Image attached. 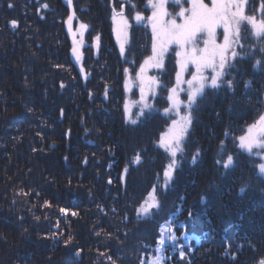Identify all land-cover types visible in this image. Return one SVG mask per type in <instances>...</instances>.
<instances>
[{"label":"trees","instance_id":"obj_1","mask_svg":"<svg viewBox=\"0 0 264 264\" xmlns=\"http://www.w3.org/2000/svg\"><path fill=\"white\" fill-rule=\"evenodd\" d=\"M121 4L0 0V264H140L156 257L169 220L177 237L169 264H257L264 258L262 158L240 149L238 137L264 112V68L242 61L232 89L208 90L162 188L171 161L159 146L167 104L156 97L148 115L129 122L126 77L148 55L151 37L137 23L121 54L110 22ZM81 23L89 27L76 62ZM166 68L172 80L173 58ZM222 142L223 159L237 158L227 171L217 164ZM154 186L160 207L138 216ZM171 245H164L170 255Z\"/></svg>","mask_w":264,"mask_h":264},{"label":"snow or ice","instance_id":"obj_2","mask_svg":"<svg viewBox=\"0 0 264 264\" xmlns=\"http://www.w3.org/2000/svg\"><path fill=\"white\" fill-rule=\"evenodd\" d=\"M68 2L70 4L71 0H68ZM169 3L180 9L176 15L181 18L182 22L178 23L176 18L165 20V17L169 16L166 7ZM184 4H190V7L185 8ZM11 6L10 4L9 7ZM247 6L248 0H211V6L206 4L204 0H147L145 7L152 9V14L147 19L151 24L153 54L144 61V65L141 66L140 72L137 74L142 94L140 110L136 113L135 119L132 118V113L127 106L125 107V113L129 122L136 124L141 117H145L152 111V106L146 102L143 95L145 87H147L149 92H152L154 86L161 87V85L155 77H145L146 66L162 69L165 55L169 51L170 46L176 45L180 49L179 51L173 49L174 55L178 58L177 67L179 69L176 72V86L171 89L164 87L169 92L167 100L170 105L169 108L165 109V114L175 112L178 119L172 120L168 131L159 139V146L164 148L171 157L170 163L163 172L165 188L172 180L173 174L178 167L177 157L178 154L183 153L184 144L192 125L193 112L199 108V104L206 97L208 90H219L224 87L232 89L234 83H236L233 70L236 69L237 63L251 59L255 51L264 53V18L258 19L256 15H247ZM43 7L47 8L48 5L44 4ZM119 9L118 12L116 6H113V20H116L118 16L121 18L120 30L123 31L129 25L127 17L124 16V5L121 4ZM259 11L264 16V0H261ZM72 18L70 16L69 21ZM134 19L140 23L145 20V17L141 12H137ZM11 24L13 28L17 26L15 20L11 21ZM242 25L245 26V35H241ZM248 25L251 26V31L248 30ZM88 27L85 23L79 25L81 37H83L84 31ZM218 28L223 29L222 43L217 42ZM69 29L71 30V25ZM249 37L255 39L259 47L250 52H245L243 51L245 45L241 41H246ZM99 40L100 37L97 36V48L99 47ZM201 42L203 43L202 48L198 46ZM77 43L75 34H73L72 55L77 61H80L82 58L80 47L83 45L81 43L80 47H78ZM120 51L121 54L125 51L123 42L120 44ZM261 63V60H256L254 67L259 68ZM189 65L194 66L195 72L191 74V79L183 80L182 74L188 70ZM81 70L83 71V69ZM206 70H211L209 76L204 75ZM227 77H231V79H226ZM184 84L187 85V88L182 87ZM250 85V81L245 83V87H250ZM61 87H64V85L61 84ZM180 92L186 93V101H182L179 98ZM181 107L186 110L184 115L180 114ZM63 114V110H61V116ZM225 135L228 137L230 133L226 132ZM238 140L240 149L250 155L253 154L254 149L264 151V112L258 115L254 122L247 127L245 134L238 137ZM219 155L221 159L217 160V164L226 171L233 168L237 163V158L232 155H227L226 160L223 159L225 155L223 142ZM198 157L199 151L193 156L192 162L195 163ZM135 159L139 163L141 160L140 155L137 154ZM259 173L264 176V163L259 165ZM240 191L244 192L245 188L242 187ZM45 203L47 204V201ZM159 207L157 188L154 186L148 198L144 200V203L137 210L138 216H148L152 209H158ZM61 212H64V209H61ZM172 223H174L173 220L168 221L165 226L167 231L164 234L167 239L174 242L173 247L175 249L177 237L171 229ZM184 239L187 241L189 237L185 236ZM164 242L163 238L158 241L157 252L163 251L160 246H163ZM184 248V245H180L179 254L181 258L185 255ZM225 254L227 255L228 253L226 252ZM163 259V256L157 255L151 261L141 260L140 264H161ZM233 259H235V255H233ZM113 264H115V261H113ZM257 264H264V258L259 259Z\"/></svg>","mask_w":264,"mask_h":264},{"label":"rangeland","instance_id":"obj_3","mask_svg":"<svg viewBox=\"0 0 264 264\" xmlns=\"http://www.w3.org/2000/svg\"><path fill=\"white\" fill-rule=\"evenodd\" d=\"M62 1L66 2L65 0H62ZM116 1L122 2L123 5H124V8H125V6L127 4H130L131 5V7H128L126 9V13L124 12V16L127 17L128 25H129L127 27V29H124L123 31L120 30L121 29V18L119 16L117 17L116 20H113V17H112L111 18V21H110L111 24H112V27H113V30H112L113 31V35H114V38L116 39V42L118 43V45L120 46V44L122 42L124 44H126V47L129 45L127 43L129 42V40L131 38V28H133L138 23L134 19V17H135V15H136L137 12H141V14L145 17V20L143 22H141V23L143 25L145 24V26L147 27L148 32L150 34L149 36L151 37V40L148 43H146V45H145L146 48L144 49V52H147L148 55L140 63V67L137 69V71L134 74L128 75L126 77L125 86H126L127 99H126V105H125V107L127 106L128 110L132 113V117H133V116H136V113H138L139 110H140V107H141V97H142V94H141V91H140V81L137 79V74L140 72L141 66L144 65V61L146 59H148L150 56H152V54H153L152 53V30H151V24H150V22L147 19L148 17L151 16L152 9L150 7H148V8L145 7V5L147 3V0H113L114 3ZM204 2L206 4H209V6H211V0H204ZM67 3H69V2H67ZM260 3H261V0H254L253 2H252V0H248V6L246 8V14L247 15H256L258 19L264 18V16H262L261 13H260V11H259L260 10ZM133 5H134V7H133ZM183 6L185 8H188V7H190V4H184ZM166 7H167V11L169 13V16H166L165 17V20H169V19H172V18H176L178 23L182 22L181 18L177 17V15H176L179 12V10H180L178 7L173 6L171 3L167 4ZM95 9H97V6H96ZM244 27L245 26L242 25L241 35H245ZM247 28H248L249 31H251V26L250 25H248ZM222 32H223V29L222 28H218L217 29V42L218 43H222V39H223L222 38ZM125 33H126V35H125ZM74 34H75V39L78 42L77 43V46L80 47V44L81 43L83 45L82 47H80V52L83 54V48L85 46V42H84L85 34H83V37L80 36V33H79V25L76 27V29L74 31ZM241 43H243L245 45L243 51H245V50L250 51L252 49L258 48V45H257L255 39H253L251 37H249V39H247L246 41L245 40H242ZM198 46L202 48L203 47V43L201 42ZM234 47H235V45H234ZM173 49H175L177 51L180 50L179 48H177L176 45H171L170 46L169 51L165 55V58H164V67L162 69H159V68H156V67L146 66V71L144 73L145 77H155L156 80L159 81L160 82V85H161V87H155L154 86L152 92H149L148 89H147V87H145V92H144L143 95H144V97L146 99V102L148 104H151V103H153V101H154V99L156 97H160V98L162 97L163 102L165 104H167V106H165L166 107L165 109L169 108L170 105H169V102L167 100V97L169 95V92L165 90V87L164 86H166L168 89H171L172 87L176 86V72L179 70L178 67H177V59L178 58L174 55ZM256 53L257 54H260V57H262L264 59V53H261L259 51H256ZM82 58H83V55H82ZM169 58H173L174 59V62L176 64V71L174 72V76H173V79L172 80L167 75L169 72H168V70L166 68L167 61H168ZM251 59H252V61H250V63L248 65H250L254 69H257L256 67L252 66L253 65V61L256 60L255 59V56H253V58H251ZM247 63H248V60H244V63L243 64L246 65ZM260 67L261 68L262 67L264 68V62H263V66L260 65ZM194 72H195L194 66L193 65H189L188 66V70L185 71L182 74V79L183 80L191 79V74L194 73ZM210 74H211V70H206L204 72V75L205 76H209ZM182 87L187 88V85L184 84V85H182ZM179 98L182 101H186L187 100L186 93L185 92H180ZM165 109L163 110V114H164L163 116H164V118H166V120H168L169 125L167 126V128H166V130H165V132L163 134H165L168 131L169 127L171 126L172 120L173 119H178V116L175 114V112H171V113H168L166 115L165 114ZM185 111L186 110L183 107H181L180 114L181 115H184ZM195 113L197 114L198 112H195V111L193 112V120H192V125H191V128H190V131H191L192 126H193V121H194V119H196ZM254 120H252L251 123H253ZM250 124H248L246 126V129H247V127ZM180 155H182V154H178V157ZM252 155L255 156V157L256 156L261 157L262 158V163H264V151H261L260 149H254ZM178 157H177V159H178ZM163 182H164V179H163ZM162 188H165V186H162ZM147 198H148V196H147ZM171 229H172V227H171ZM166 231H167V228L164 226L162 228V230H161V237L159 239H162V238L164 239V241H165L164 242V245L166 243L167 244L168 243L172 244L171 247L173 249L171 250L172 252H171V255H170L169 252H168L169 250H165L166 248L164 247V245L163 246H160V247L163 248V251H161V252H157L156 251V256L157 255L163 256L164 259L161 261V264H169V262L170 263H174V260L176 258V255H175L176 254V251L174 250V247H173L174 242L171 241V240H169V239H167V237L164 234ZM180 245H182V244H180ZM180 245H178V247H180Z\"/></svg>","mask_w":264,"mask_h":264},{"label":"water","instance_id":"obj_4","mask_svg":"<svg viewBox=\"0 0 264 264\" xmlns=\"http://www.w3.org/2000/svg\"><path fill=\"white\" fill-rule=\"evenodd\" d=\"M68 1V0H67ZM94 47H95V52L96 53H98V50H99V48H100V45H99V47L97 48V43L94 45ZM72 59L74 60V61H77L76 60V58L72 55Z\"/></svg>","mask_w":264,"mask_h":264}]
</instances>
